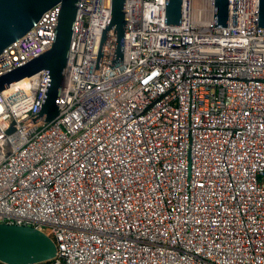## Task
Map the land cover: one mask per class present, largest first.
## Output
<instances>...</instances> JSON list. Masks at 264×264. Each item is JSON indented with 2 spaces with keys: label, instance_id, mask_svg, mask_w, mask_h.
Listing matches in <instances>:
<instances>
[{
  "label": "built area",
  "instance_id": "obj_1",
  "mask_svg": "<svg viewBox=\"0 0 264 264\" xmlns=\"http://www.w3.org/2000/svg\"><path fill=\"white\" fill-rule=\"evenodd\" d=\"M81 0L60 115L36 122L47 71L0 91V223L54 240L40 264H264L260 0ZM61 6L0 56V76L53 46ZM15 130L8 133L11 127ZM0 264H4L1 263Z\"/></svg>",
  "mask_w": 264,
  "mask_h": 264
},
{
  "label": "water",
  "instance_id": "obj_2",
  "mask_svg": "<svg viewBox=\"0 0 264 264\" xmlns=\"http://www.w3.org/2000/svg\"><path fill=\"white\" fill-rule=\"evenodd\" d=\"M81 0H0V56L12 44L24 38L44 15L60 5L62 12L56 29V39L50 50L9 73L0 76V91L10 88L42 71L49 72L50 83L36 122L50 124L60 115V95L66 75L74 27ZM127 0H112L108 30L116 34L114 65L124 59ZM229 0H215L214 27H227ZM184 0H166V26H182ZM259 30L264 29V0L259 6ZM15 128L12 126L8 133ZM58 247L53 239L29 226L0 223V262L4 264H40L54 259Z\"/></svg>",
  "mask_w": 264,
  "mask_h": 264
}]
</instances>
